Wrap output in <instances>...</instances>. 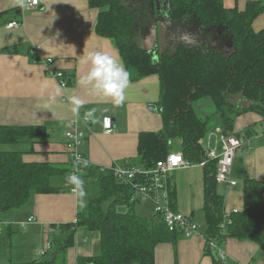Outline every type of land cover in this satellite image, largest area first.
<instances>
[{"label": "trees", "instance_id": "obj_1", "mask_svg": "<svg viewBox=\"0 0 264 264\" xmlns=\"http://www.w3.org/2000/svg\"><path fill=\"white\" fill-rule=\"evenodd\" d=\"M143 1L145 20L140 23L141 10L133 3L87 0L89 7L97 10L95 33L114 42L130 80L155 74L160 82L157 106L162 127L159 131H140L137 162L122 164L150 169L172 152V140L179 139L178 151L189 163L206 160L202 167L203 236L205 252L213 257V264L221 262L213 255L211 242L249 240L264 248V181L245 174L243 209L225 214L224 198L215 179V161L205 158L201 143L215 128L250 137L254 124L244 132L234 130L236 118L247 112L264 121V27L254 30L252 26L255 18L264 12V0L247 1L243 9L226 8L223 0H164L169 12L165 15L168 25L175 30L183 27L188 35L194 36L171 38L167 34L168 26L156 23L157 30L159 25L167 30L151 50L143 48L140 37L161 16L155 14L156 0ZM204 98L210 99L213 110L200 116L193 104ZM46 136L42 125H0V145L15 144L26 138L44 142ZM22 154L0 148V216L25 207L34 194L58 192L59 188L50 184L51 177L62 176L75 168L82 170L79 175L83 178L94 181L97 194L89 198L85 210L77 212L75 222L60 225L64 238L57 241L51 255L11 264H56L57 256L64 257L74 244L79 228L98 232L100 252L79 255L76 264H155V247L174 243L182 236L179 231H170L155 213L150 217L137 215L132 187L117 181L111 168L85 166L73 158L62 165L24 162ZM169 194L170 207L174 210L172 187ZM119 205H125L128 210H118Z\"/></svg>", "mask_w": 264, "mask_h": 264}, {"label": "crops", "instance_id": "obj_2", "mask_svg": "<svg viewBox=\"0 0 264 264\" xmlns=\"http://www.w3.org/2000/svg\"><path fill=\"white\" fill-rule=\"evenodd\" d=\"M247 1L251 0H223V5L243 9ZM156 2L159 10L165 5L164 0ZM23 3L24 0H0V125H42L47 136L44 142L26 138L15 147L8 144L0 145V148L21 151L24 162L62 165L72 158L65 134L76 128L84 135L77 151L88 164L100 169H108L117 163L135 164L138 133L159 131L162 127L157 106L160 97L158 76L153 74L136 81L129 78L125 100L119 106L111 98L93 94L90 88L78 84L89 68L85 54L104 51L122 61L114 42L94 31L97 10L89 7L87 0H39L37 8L31 11H24ZM166 13L169 14L167 9L164 15ZM11 21L18 22L19 26L7 28ZM156 23L168 24V20L157 18L149 27H157ZM252 26L254 30L264 27V12L255 18ZM143 39L144 33L140 37L141 44ZM47 58L52 59L49 65L45 63ZM46 67L64 73L70 80L69 85L61 88L58 81L46 73ZM72 95L84 101L79 117L71 112L68 103V97ZM93 108L96 112L86 124L82 120L85 112ZM105 117L112 121L110 132L103 128ZM251 124H254L253 133L237 153L231 168L230 176L236 184L230 189L225 184H217L224 198L225 214L242 211L245 174L264 181V124L261 117L251 112L242 114L236 118L234 130L244 132ZM221 150L222 144L218 142V152ZM81 172L78 170L77 174ZM67 174L57 176L59 179L53 184L50 181L52 186L59 188L58 192L34 194L25 207L0 216V264L32 262L40 259L39 251H43L44 257L51 255L57 241L64 238L60 225L75 222L79 211L71 186H65ZM169 182V187L174 190V209L197 223L199 233L181 236L174 243L158 244L155 264H213V257L205 252L203 236V168L193 164L177 169ZM148 206H151V213L146 217L153 214L152 205ZM30 215L35 220L21 227L19 222ZM80 229L64 257L57 256L56 264H76L79 255L97 254L99 243L93 240L90 247L87 231L80 232ZM84 239L86 242L82 241ZM218 249L227 253L229 264H264V248L253 241L227 239L213 248V255Z\"/></svg>", "mask_w": 264, "mask_h": 264}, {"label": "built area", "instance_id": "obj_3", "mask_svg": "<svg viewBox=\"0 0 264 264\" xmlns=\"http://www.w3.org/2000/svg\"><path fill=\"white\" fill-rule=\"evenodd\" d=\"M39 0H24L23 10L31 11L37 8ZM19 23L11 21L7 23V28H16ZM52 62L51 58L45 60L46 65ZM47 73L55 78L59 86L64 88L69 85V78L61 71H53L49 68ZM86 124L90 122V118L82 119ZM74 125V123H72ZM103 128L105 132L112 129V121L110 118L103 119ZM264 129V126H263ZM67 147L71 152V157L78 163H82L83 156L77 151V147L82 144L83 132L72 128L65 134ZM205 142V144H204ZM218 142L222 144L221 152H218ZM248 142L245 135L235 136L230 131L224 132L221 128L213 129L206 137L201 140L204 146V155L207 160L215 161V179L218 184H225L227 189L232 188L236 181L231 179V168L237 153ZM205 161L199 162V166L203 167ZM190 163L183 157L181 151L170 152L165 159L158 161L154 167L150 169H142L137 166H125L123 164H115L111 168L117 181L123 184H129L133 189V198L136 201H144L151 199L153 202V212L159 215L170 231H179L183 237H190L198 232V225L185 214L173 211L170 207L169 195V177L177 169L187 167ZM78 169V168H77ZM80 170V169H78ZM35 220L33 215L28 216L24 221L19 222L21 227L32 223ZM224 226V225H222ZM212 248L217 244L211 242ZM43 253V252H41ZM216 257L221 264H229L227 253L218 249Z\"/></svg>", "mask_w": 264, "mask_h": 264}, {"label": "clouds", "instance_id": "obj_4", "mask_svg": "<svg viewBox=\"0 0 264 264\" xmlns=\"http://www.w3.org/2000/svg\"><path fill=\"white\" fill-rule=\"evenodd\" d=\"M85 56V62L89 68L87 73L79 78L78 84L81 87L90 88L93 94L111 98L117 106L122 104L130 78V73L123 62L104 51H89ZM57 93H59V89H57ZM68 103L71 106V112L79 117L84 101L79 96L72 95L68 97ZM95 112V108L87 110L84 119L92 117ZM82 163L87 166L88 161L83 160ZM77 171H70L66 175L65 186H71L72 194L76 197L79 206L86 207L85 180L82 175L77 174Z\"/></svg>", "mask_w": 264, "mask_h": 264}, {"label": "rangeland", "instance_id": "obj_5", "mask_svg": "<svg viewBox=\"0 0 264 264\" xmlns=\"http://www.w3.org/2000/svg\"><path fill=\"white\" fill-rule=\"evenodd\" d=\"M127 4H131V3H133V5L137 8V9H139V10H141V12H140V20H139V22L140 23H143L144 22V20H145V16H142V9H143V4L145 3L143 0H124ZM166 4V3H165ZM155 8H156V12H155V14H158V13H160V16L161 17H165V15H164V11L167 9V7H165V5L164 6H162V8L159 10L158 8L159 7H157V5L155 6ZM157 16H155V18H156ZM154 18V19H155ZM194 20V19H193ZM194 21H197V20H194ZM200 25V24H199ZM166 26H168V35L171 37V38H173V37H175V36H184V37H188V36H191V37H193L194 35H193V33H191L190 35H188L187 33H186V31H185V29L183 28V27H180L179 29H177V30H175L174 28H172L171 26L172 25H168V24H166ZM165 30H167V27H165L164 26V30L162 29V26L161 25H159L158 26V32H159V36L161 37V35L165 32ZM164 35H166V32L164 33ZM203 35V34H202ZM47 69H48V67H46V73H47ZM48 74V73H47ZM193 107H194V110L196 111V113L198 114V115H200V116H205V115H208L209 113H211L212 112V110H213V107H212V103H211V101H210V99L209 98H204V99H202V100H200V101H198V102H195L194 104H193ZM263 124H264V121H263ZM208 134V133H207ZM206 139V137L204 138V140ZM83 141H84V139H83ZM83 143V142H82ZM17 144L15 143V144H12V145H10L11 147H15ZM180 145V140L179 139H174V140H172V142H171V148H172V151H176V149L178 148V146ZM199 163H197V165H198ZM189 166H193V164L192 163H190V165ZM189 166H187V167H189ZM233 166V165H232ZM187 167H183V168H187ZM180 169V168H179ZM176 171V170H175ZM171 176V175H170ZM58 179L59 178H57V176H53V177H51V179H50V181H51V183L53 184V183H55L56 181H58ZM169 179H170V177H169ZM84 180H85V190H86V192H87V197H86V200H87V203H88V201H89V198L90 197H92V196H94V195H96L97 194V186H96V184L94 183V181H92V180H87V179H85L84 178ZM170 183V182H169ZM217 183V182H216ZM218 184V183H217ZM129 185V184H128ZM218 185H220V184H218ZM170 195V194H169ZM152 205V207H153V202H152V200L151 199H149V200H144V201H136V199H135V203H134V211H135V213L137 214V215H139V216H142V217H146V216H148L149 215V213H151V210H150V208L149 207H151V206H148V205ZM87 206V205H86ZM85 208L86 207H81V206H79V211H83V210H85ZM117 209L118 210H120V211H126V210H128L127 209V207L125 206V205H119L118 207H117ZM152 209V208H151ZM173 210V209H172ZM173 211H176L175 209L173 210ZM154 213V212H153ZM187 216V215H186ZM223 225V222L221 223V226ZM223 227V226H222ZM81 231H83V232H85V231H87V233L86 234H88V235H86L87 237H88V245L91 247L92 246V243H93V240H96L98 243H99V235H98V232L97 231H89V230H86L85 228H81L80 229V232ZM21 233H22V230H21ZM182 235V234H181ZM93 237H94V239H93ZM96 237V238H95ZM83 242H86V240L84 239V240H82ZM15 245V244H14ZM13 245V246H14ZM12 246V247H13ZM41 252H43V251H39V258L40 259H42V258H44V256L42 255L43 253H41ZM100 251L98 250L97 251V254L99 253ZM50 253V252H49Z\"/></svg>", "mask_w": 264, "mask_h": 264}, {"label": "water", "instance_id": "obj_6", "mask_svg": "<svg viewBox=\"0 0 264 264\" xmlns=\"http://www.w3.org/2000/svg\"><path fill=\"white\" fill-rule=\"evenodd\" d=\"M158 38L159 32L155 26L147 28L144 32V39L142 42L143 48L146 50H151L153 47H155V43L160 41V38Z\"/></svg>", "mask_w": 264, "mask_h": 264}, {"label": "bare ground", "instance_id": "obj_7", "mask_svg": "<svg viewBox=\"0 0 264 264\" xmlns=\"http://www.w3.org/2000/svg\"><path fill=\"white\" fill-rule=\"evenodd\" d=\"M153 26V25H152Z\"/></svg>", "mask_w": 264, "mask_h": 264}]
</instances>
